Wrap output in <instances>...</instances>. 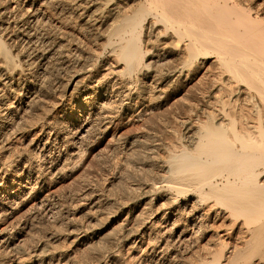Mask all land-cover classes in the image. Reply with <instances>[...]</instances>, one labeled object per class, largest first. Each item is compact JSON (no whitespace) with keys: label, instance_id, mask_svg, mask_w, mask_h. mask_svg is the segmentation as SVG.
<instances>
[{"label":"bare ground","instance_id":"bare-ground-1","mask_svg":"<svg viewBox=\"0 0 264 264\" xmlns=\"http://www.w3.org/2000/svg\"><path fill=\"white\" fill-rule=\"evenodd\" d=\"M173 86L203 102L185 140L160 186L118 173L116 233L95 241L75 217L95 189L59 187L109 146L149 160L138 129ZM0 188V264H264V0H0ZM36 220L62 238L30 240Z\"/></svg>","mask_w":264,"mask_h":264},{"label":"rangeland","instance_id":"rangeland-1","mask_svg":"<svg viewBox=\"0 0 264 264\" xmlns=\"http://www.w3.org/2000/svg\"><path fill=\"white\" fill-rule=\"evenodd\" d=\"M86 29H83L82 33L80 31L79 37H81V40L84 43V44L82 43L83 45L89 46L90 41H91L90 39L92 38V36H91L92 32L89 31V29H87V30ZM81 57H83V55H81ZM169 61H171V60L169 59ZM63 68H64L63 64L60 65L58 62H56V60H54V62H51L50 66L48 67L47 74L41 73L36 78L38 79V81H40V83L42 82L44 84V86L46 85L44 87V89L48 90L50 85L52 87V84H53V86L55 87L57 85V83L59 81H61V78L63 79V76H64V71H62ZM175 88H176L175 86L167 88L168 90H167L166 94H164V96L161 97L162 99L160 98V100L156 99L157 101L156 100L152 101L151 110L153 111V114L152 115H150L151 113L149 114L150 115L149 116V122H148L149 124L147 122H145L148 125L144 123L145 126H141V129L140 128L138 129V132L143 131L145 128L149 130V153H150L149 154L150 155L149 160H146V158H144V153H146V149H145L146 146H141L139 144L140 146L135 147V151L132 154H130V152L127 151L126 152L127 154L125 153L126 155L121 153V146H117V149L115 148V150H114L113 146H112L113 148H111V146H109V147L104 148L106 151L103 149L100 152V154H97L94 157H92L89 160L88 165L83 166L82 168H80L76 172H74V174L71 177H69L68 180H66L62 184L61 187H59V189H65V191H67L68 189H71V190L72 189H74V190L75 189H84L85 187L86 188L89 187V189H91V188L95 189L97 199L99 201H101L102 204L99 202L100 206L98 205V206H94V207H90V208L88 206H82L78 210L79 212L77 211L75 214V217L78 219V221H80L82 223L83 226L85 224H87V227L89 225H90V227L92 226L91 230H89L88 235L91 232L96 234V232L98 231L96 234V237H94L95 241L99 240V242H101V243H107V242H109V240H111L113 238L114 234L116 233L115 232L116 231V223L113 221L111 223H109V220L112 219L115 215L114 214V208H112V206H109V205H111L114 202L113 201L114 199L118 198V191L119 190H117V189H119L121 187L118 188L119 181H118L116 176L118 175L119 172L120 173L126 172L127 184H128V182H129V184H134V185H136V183L140 184V185H145V183H150V184L155 183V185H158V186H160L162 184L161 181H162L163 177H161V176H163L165 169H164L163 164H161L162 162H160L158 160H160V157H163L166 155V152H167L166 146L168 144H174V143L176 144V143L180 142L181 139H182L181 141L185 140V137L179 136L180 134L177 131L176 126H178V123H179L178 121L180 120L179 118L182 116L183 119H185L190 115V113L187 111V109H188L187 107H189L190 103L194 107H196V106L201 107L203 104V102H201L202 101L201 98L199 96H197L196 94L194 96V93L192 94V92L191 93L188 91L180 92L179 90H176ZM57 93H58V91H56V94L54 95V97L52 94H51L52 96L49 95V97H51V98H49L50 99L49 101H48V95H47V97L44 98L46 100V104H49L50 101H52V100L55 102L57 100L56 95L58 96ZM44 99H42V101H45ZM199 99H200V101H199ZM214 101L213 102L211 101V103H209L205 106L206 107L208 106L207 108H209V107L217 108L219 103L217 102V100H214ZM46 104L40 103L39 105H46ZM157 110H158V112H157ZM154 111H156V112H154ZM36 112L37 113L39 112L38 108H37ZM187 112L189 115L187 114ZM200 118L203 120L204 115H200ZM176 121L178 123H176ZM157 143H158V145H157ZM159 144H160V146H159ZM154 150H156V151H154ZM132 156H134V157H132ZM124 163H125V166L128 168V173H127V169H125L126 167L123 168ZM139 179H141V180H139ZM143 179H145V180H143ZM116 181H117V183H116ZM85 184L86 185L88 184V185L86 186ZM90 185H91V187H90ZM119 185H120V183H119ZM97 190H99L100 192ZM99 193H100V195H99ZM99 198H101V199H99ZM102 198H103V201H102ZM61 200L62 199L60 198L59 199L60 203L61 204L64 203L63 200L62 201ZM104 203H106V204H104ZM65 205H67V203ZM95 207L97 210L95 209ZM106 207H108V208H106ZM109 207H111L110 208L111 210H108ZM98 209H99V212H98ZM108 211H111V212H108ZM102 212H104V214ZM92 214L94 217L92 216ZM87 219H89V220L87 221ZM51 223H52L53 227H56V228H51L52 227V226L50 227ZM58 223L60 225L62 224L61 221L46 222L44 220H36L33 224L31 231H30V234L32 233L31 235H33V237L30 236V240L34 241L37 239H41V238H43L42 237L43 234L47 235V233L51 232V230H52V233L57 234L59 232L57 235H59V236L61 235L60 237L62 238V234H63L62 233V225L60 226V228H61V232H60V228H59V230L57 228ZM34 227H36V228H34ZM85 227H86V225H85ZM54 230H56L58 232H56ZM36 234H38V235H36ZM35 236L37 238H35ZM86 255L88 258L89 257L88 254H86Z\"/></svg>","mask_w":264,"mask_h":264}]
</instances>
